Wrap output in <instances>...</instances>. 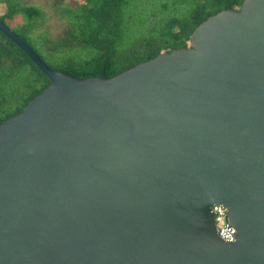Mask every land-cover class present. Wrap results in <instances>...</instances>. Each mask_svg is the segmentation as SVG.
Instances as JSON below:
<instances>
[{"label": "water", "instance_id": "obj_1", "mask_svg": "<svg viewBox=\"0 0 264 264\" xmlns=\"http://www.w3.org/2000/svg\"><path fill=\"white\" fill-rule=\"evenodd\" d=\"M0 33L50 82L0 125V264H264V0L111 78Z\"/></svg>", "mask_w": 264, "mask_h": 264}, {"label": "trees", "instance_id": "obj_2", "mask_svg": "<svg viewBox=\"0 0 264 264\" xmlns=\"http://www.w3.org/2000/svg\"><path fill=\"white\" fill-rule=\"evenodd\" d=\"M241 0H55L65 29L51 38L36 32L42 14L21 0H0V23L52 71L77 78L114 77L160 52L187 47L208 16L237 9ZM49 80L0 33V125L19 113Z\"/></svg>", "mask_w": 264, "mask_h": 264}, {"label": "rangeland", "instance_id": "obj_3", "mask_svg": "<svg viewBox=\"0 0 264 264\" xmlns=\"http://www.w3.org/2000/svg\"><path fill=\"white\" fill-rule=\"evenodd\" d=\"M21 2L25 5L38 7L40 10L42 18L37 21L36 32L48 34L52 39L62 35L66 26L54 7L55 0H21ZM3 12L4 8L0 5V16Z\"/></svg>", "mask_w": 264, "mask_h": 264}, {"label": "built area", "instance_id": "obj_4", "mask_svg": "<svg viewBox=\"0 0 264 264\" xmlns=\"http://www.w3.org/2000/svg\"><path fill=\"white\" fill-rule=\"evenodd\" d=\"M210 212L214 217V230L216 233V236L223 240L224 243L227 244H233L234 241L232 240V235L235 234V230L225 225V218L224 216L227 214V211L225 208H223L221 205H211Z\"/></svg>", "mask_w": 264, "mask_h": 264}]
</instances>
